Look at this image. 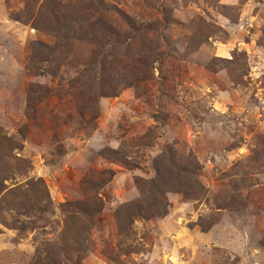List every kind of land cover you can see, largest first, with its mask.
<instances>
[{
  "label": "rangeland",
  "instance_id": "obj_1",
  "mask_svg": "<svg viewBox=\"0 0 264 264\" xmlns=\"http://www.w3.org/2000/svg\"><path fill=\"white\" fill-rule=\"evenodd\" d=\"M37 1L0 0V264H264V0Z\"/></svg>",
  "mask_w": 264,
  "mask_h": 264
},
{
  "label": "trees",
  "instance_id": "obj_2",
  "mask_svg": "<svg viewBox=\"0 0 264 264\" xmlns=\"http://www.w3.org/2000/svg\"><path fill=\"white\" fill-rule=\"evenodd\" d=\"M37 2H39V1H37V0H35V3H36V5H37ZM34 3V4H35ZM52 15V14H51ZM60 32H57V33H55V38H56V40H58L59 41V39H60ZM61 49H62V46H58V51L59 52H61ZM94 71L93 70H91V71H88V77L89 76H91L92 75V73H93ZM94 74V73H93ZM107 81H109L108 79H107ZM106 81V82H107ZM0 138H2L1 136H0ZM3 139V138H2ZM102 156H104V157H106V158H109L110 160H114V156H116L117 154L115 153V152H113V151H108V150H105V151H102ZM124 162V161H123ZM126 163V162H125ZM127 164V163H126ZM110 174V177H107L106 178V180L104 181V180H102V179H99V180H96V181H87L86 182V186H87V188H89V190H92V191H96V190H100V188H102V186L104 185V184H107V182H108V180H111L112 179V177H113V174L112 173H109ZM84 186H85V184H84ZM84 216H85V218L88 220V219H92V217H93V215H94V213L96 212V207L95 208H91V207H86V205L84 204L83 205V207L82 208H80V209H78ZM69 233H70V231H68Z\"/></svg>",
  "mask_w": 264,
  "mask_h": 264
}]
</instances>
